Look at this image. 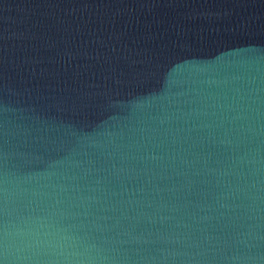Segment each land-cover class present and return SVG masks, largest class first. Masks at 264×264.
<instances>
[{"label":"water","instance_id":"water-1","mask_svg":"<svg viewBox=\"0 0 264 264\" xmlns=\"http://www.w3.org/2000/svg\"><path fill=\"white\" fill-rule=\"evenodd\" d=\"M0 178L104 264H264V0H0Z\"/></svg>","mask_w":264,"mask_h":264},{"label":"clouds","instance_id":"clouds-1","mask_svg":"<svg viewBox=\"0 0 264 264\" xmlns=\"http://www.w3.org/2000/svg\"><path fill=\"white\" fill-rule=\"evenodd\" d=\"M47 149L27 161L47 164ZM12 181L0 178V264H104L98 246L63 212L44 203L21 204Z\"/></svg>","mask_w":264,"mask_h":264}]
</instances>
